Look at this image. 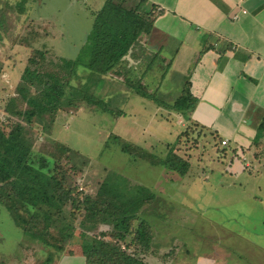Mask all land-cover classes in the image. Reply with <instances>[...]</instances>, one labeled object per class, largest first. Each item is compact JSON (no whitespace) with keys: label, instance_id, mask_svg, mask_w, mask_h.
Listing matches in <instances>:
<instances>
[{"label":"rangeland","instance_id":"1","mask_svg":"<svg viewBox=\"0 0 264 264\" xmlns=\"http://www.w3.org/2000/svg\"><path fill=\"white\" fill-rule=\"evenodd\" d=\"M45 1L46 6L50 5L51 8L48 14L54 16L50 25L49 21L41 25L30 15L24 17L23 12L26 7L29 9L33 0H0L1 33L12 34L15 29L16 42L27 44L28 41H34L39 30L49 29L51 35L60 32L53 42L57 48H64L72 35L81 37L87 28L89 19L83 16V12L97 7L92 0H77L78 3L73 0ZM135 1L137 0H128L126 4L131 7ZM33 10L43 14L38 5ZM75 52L61 51L59 54L71 60L76 55ZM148 53L147 60L153 55ZM61 60L48 50L34 49L25 65H29L31 70L35 69L39 75L52 74L68 83L65 84L66 100L56 113L50 129H44V125L49 127L47 117L46 123L33 119L27 124L21 118L7 116L4 112L8 99L18 96V88L27 87L30 94H35L38 87L40 89L38 84L31 85L30 82L28 84L21 80L24 67L18 68L14 79H1L0 131L9 133L20 126L30 140L33 153L46 156L52 161L56 174L62 177L60 182L63 188L75 190L72 194L75 202H68L62 214L67 223L74 225L73 235L70 240L64 238L61 242L65 243H60L59 239L63 235L59 234L56 225V229H49L51 238L47 240L60 247L59 249L62 248V251L52 247L45 248L41 241L24 235L14 225L7 210L0 206V264H52L59 252L68 251L71 246H80L86 237L104 238L105 241L116 243L117 236L107 225H97L91 231H85L79 225L84 221V198H94L105 176L111 173L121 174L131 185H141L152 194V198L142 205L138 219L131 222V233L126 235L125 242L117 241L121 251L136 255L144 264H196L194 255L210 253L214 255L213 258L219 256L218 263L225 261V256L226 264H264V209L259 211L264 202L260 203L257 210L249 187H234L235 180L232 178L226 179L225 183L217 187L211 186L210 189L204 184L200 185L195 177L185 180L183 184L178 173L179 161L173 163L176 170L160 165V161L169 155L167 153H171L170 158L191 163L192 177L196 170L198 173L201 171L197 160L190 156L199 151L198 141L207 139L209 134L186 124L183 127L184 122H181L177 113L172 114L166 108L182 93L183 80H169L167 85L174 87V90L163 95V91L167 89L158 91L155 87L165 80L149 79L152 75L142 76V79L145 69L142 63L126 73L127 79H116L109 74L95 75L80 67L71 73ZM155 63L161 66L158 59ZM156 67L153 66L154 69ZM166 68L163 70L159 67L157 74L163 70L168 75V66ZM137 88H142L148 95L152 94L153 100L147 101L135 96ZM85 94L102 99L107 103L108 111L114 114L100 111L96 106L81 100ZM126 95H130L129 101L122 98ZM151 102L156 108H160L155 115H151ZM141 103L147 105L144 111L139 107ZM16 107L25 108L20 100ZM124 113L125 116L118 115ZM175 125L183 128L177 141L169 148L165 143L174 140L172 130H175ZM168 129L171 130L170 133L167 132ZM156 137H160L165 143L152 140ZM130 140L138 144L147 142L146 148L149 149L130 145ZM188 158L191 159L188 161ZM188 168H191L190 164L186 171H189ZM258 185L263 188V196L264 181ZM210 219L216 223H210ZM140 221L146 224L147 236L150 238L146 249L136 236ZM37 230H40V226ZM132 239H135L134 244H130ZM152 253L157 254L156 261L146 258Z\"/></svg>","mask_w":264,"mask_h":264},{"label":"crops","instance_id":"2","mask_svg":"<svg viewBox=\"0 0 264 264\" xmlns=\"http://www.w3.org/2000/svg\"><path fill=\"white\" fill-rule=\"evenodd\" d=\"M74 1L78 3L77 0ZM92 1L97 7L83 12V16L89 19L87 28L81 37L72 35L64 48H57L53 42L60 32L51 35L49 29L39 30L34 41H28L27 44L16 42L15 29L12 30V34L7 35L0 31L2 67L0 83L1 79H14L18 68L25 67L27 58L34 49L43 48L64 60L69 58L60 56L61 51H76V55L70 58L72 61L75 60L92 28L95 14L102 9L107 0ZM145 1L151 9L153 8L152 12L155 14L151 31L140 35L122 58L119 74L110 72L109 76L127 79L126 73L138 68L137 64L142 63L145 69L141 78L152 75L149 79L165 80L163 84L160 82L155 87L158 91L166 88L163 95L174 90V87L167 85L169 80L182 79V93L180 96L178 94L173 103L166 108L172 114L177 113L182 119L181 122H184L183 127H186V124L209 134L207 139L198 141L199 151L190 156L197 160L201 171L198 173L196 170L195 176L192 177L193 169L189 162L191 168L189 173H186L187 176L181 178L183 184L185 180H192L195 177L200 185L204 184L210 189L209 187H217L225 183L226 179L232 178L235 180L234 187L238 186L240 189L249 187L258 210L260 203L264 202L263 188L258 185L264 181V138L255 143L258 126L264 121V0ZM37 5L43 14L35 13L33 10ZM240 7L246 13H241ZM50 9V5L46 6L45 0H33L23 14L25 18L30 15L41 25L45 21H49L50 25L54 19V16L48 14ZM234 15H238V18L233 19ZM146 37L147 40H144ZM148 52L153 54L149 57L150 62L146 57ZM156 59L160 61L161 66L155 63ZM154 65L162 67L163 70L168 66L169 74L165 75L163 70L157 74L158 68L154 69ZM153 75L158 77L154 78ZM102 78L106 79L104 76ZM135 96L147 101L153 100L152 94L148 95L150 98L136 93ZM182 96L188 97L187 108L183 113L172 108L174 102ZM122 98L129 101L130 95ZM144 104L141 103L139 106L142 111L147 106ZM152 106L151 115H155L160 108H156L154 103ZM122 115L125 116V113ZM182 126H174L175 130H172L174 140L170 143H165L160 137L152 140L156 143H165L166 146L174 144ZM170 131L168 129L167 132ZM222 141H226L225 146L221 145ZM128 143L143 147L145 150L149 149L146 148L147 142L138 144L130 140ZM190 159L188 158V161ZM223 163L226 165L222 166ZM262 209L264 206L259 211ZM208 221L216 223L211 219ZM156 255L152 253L146 258L156 261ZM213 257L211 253L194 255L196 264H226L225 256L222 263L217 262L218 255L215 256L217 258ZM145 262L147 263L146 260ZM52 264L87 262L80 246H71L68 251L59 252Z\"/></svg>","mask_w":264,"mask_h":264},{"label":"trees","instance_id":"3","mask_svg":"<svg viewBox=\"0 0 264 264\" xmlns=\"http://www.w3.org/2000/svg\"><path fill=\"white\" fill-rule=\"evenodd\" d=\"M126 1L128 0L106 1L102 9L95 14L92 28L75 60H61L67 70L72 73L80 67L95 75H106L112 71L119 74L122 58L140 35L151 31L155 16L153 8L151 9L145 0L135 1L131 7ZM28 66L25 67L21 80L28 84L30 82L31 85L38 84L40 89L38 87L35 94H30L27 87L18 88V96L8 99L4 112L8 114L7 116L21 118L27 124L33 119L46 123L47 117L49 127L44 125V129L47 130L50 129L56 113L66 100L65 84L68 83L52 74L39 75L35 69L31 70ZM135 90L136 94L150 98L142 88ZM187 98L182 96L177 99L172 108L183 113L187 108ZM19 100L25 106L24 109L16 107ZM81 100L96 106L100 111H108L107 103L102 99L85 94ZM262 138L264 121L258 126L255 143ZM167 146L171 148L170 145ZM167 154L169 155L160 161V165L169 170H176L173 163L179 161L178 173L181 177L185 176L188 172L186 171L189 167L188 162L184 163L179 159L176 161V158H170L171 153ZM51 162L46 156L33 153L30 140L20 126L9 133L0 131V206L7 210L14 225L24 235L41 241L45 248L59 249L60 247L48 242L47 239L51 238L49 229H56L57 225L59 234L63 235L60 241L58 240L60 243H65L61 242L64 238L67 240L72 238L74 225L67 223L62 214L67 203L74 201L72 194L75 190L63 188L60 182L62 177L56 174ZM151 198L152 194L147 188L131 185L121 174H108L101 182L95 197L84 198L82 203L86 206L84 221L79 225L85 231H91L97 225H107L114 230L117 241L125 242L126 235L131 233V222L138 219L142 205ZM31 222L34 224H29ZM145 225L140 221L136 228V236L146 249L150 238L147 236ZM39 226L40 230H37ZM42 231L43 233H40ZM133 240L135 239L130 240V244H134ZM117 241L110 243L104 238H84L80 248L87 264H144L136 255L121 251ZM59 250L62 251V248Z\"/></svg>","mask_w":264,"mask_h":264},{"label":"built area","instance_id":"4","mask_svg":"<svg viewBox=\"0 0 264 264\" xmlns=\"http://www.w3.org/2000/svg\"><path fill=\"white\" fill-rule=\"evenodd\" d=\"M239 9H240L239 11H240L241 13H243V14L246 13V11H245L243 8L240 7ZM232 18H233V19H237V18H238V15H234V16H232ZM221 145L225 146V145H226V141H222V142H221Z\"/></svg>","mask_w":264,"mask_h":264}]
</instances>
